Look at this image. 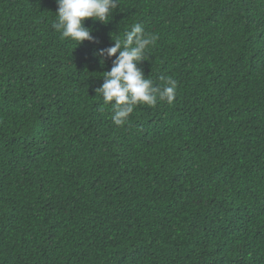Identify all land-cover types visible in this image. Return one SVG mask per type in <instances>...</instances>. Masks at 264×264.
<instances>
[{
	"label": "trees",
	"instance_id": "obj_1",
	"mask_svg": "<svg viewBox=\"0 0 264 264\" xmlns=\"http://www.w3.org/2000/svg\"><path fill=\"white\" fill-rule=\"evenodd\" d=\"M57 9L0 0V264H264V0H118L79 46ZM137 23L176 94L118 126L96 53Z\"/></svg>",
	"mask_w": 264,
	"mask_h": 264
},
{
	"label": "clouds",
	"instance_id": "obj_2",
	"mask_svg": "<svg viewBox=\"0 0 264 264\" xmlns=\"http://www.w3.org/2000/svg\"><path fill=\"white\" fill-rule=\"evenodd\" d=\"M57 5L52 28L60 33L62 39H71L79 46L84 41H94L91 30L84 26V21L92 19L107 24L109 16L118 8V0H57ZM112 40L113 46L96 53L101 65L105 56L115 57L96 93L102 94L105 104L113 103L114 123L124 125L138 104L154 106L158 100L172 104L176 82L168 81V86L160 89L153 86L152 81L138 67L146 60L148 48L154 44L155 37L146 34L137 23L125 33L122 40Z\"/></svg>",
	"mask_w": 264,
	"mask_h": 264
}]
</instances>
